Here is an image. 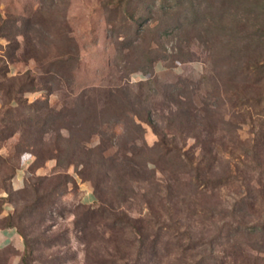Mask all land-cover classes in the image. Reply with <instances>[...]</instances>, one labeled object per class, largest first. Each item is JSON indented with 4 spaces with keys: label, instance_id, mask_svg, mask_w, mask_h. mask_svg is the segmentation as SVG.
I'll return each instance as SVG.
<instances>
[{
    "label": "rangeland",
    "instance_id": "obj_1",
    "mask_svg": "<svg viewBox=\"0 0 264 264\" xmlns=\"http://www.w3.org/2000/svg\"><path fill=\"white\" fill-rule=\"evenodd\" d=\"M179 1L0 0V264H264V0Z\"/></svg>",
    "mask_w": 264,
    "mask_h": 264
},
{
    "label": "trees",
    "instance_id": "obj_2",
    "mask_svg": "<svg viewBox=\"0 0 264 264\" xmlns=\"http://www.w3.org/2000/svg\"><path fill=\"white\" fill-rule=\"evenodd\" d=\"M166 1H171V0H166ZM175 2V4L174 5H183L184 6V2L182 1H179V0H174ZM198 2H196L195 0H193L192 2H191V5L193 6V8L194 9H196L195 8V6H196V4H197ZM165 9L166 8H168V9H170V8H174L172 5H164L163 6ZM128 9V8H127ZM129 11L127 10L126 12H125V15H127L126 16V19H127V21H135L136 23H138V24H140L141 25V23H142V19H136V20H134V15L133 16H130L129 15ZM195 14V16H196V19H199L200 18V15L199 14H197V13H194ZM195 19V20H196ZM193 23H196V21H193ZM139 32H138V36L139 37H141V35H142V33L140 32V30H138ZM253 66H255L256 67V64L255 65H253ZM246 69H248V67L246 68ZM0 75H1V73H0ZM4 76H6V75H4ZM23 88H24V85L23 86H21L19 89L20 90H23ZM14 89H15V87H12V89L10 88L9 90H12V91H14ZM94 197H96V195L94 194ZM7 226H11V227H15L14 225H12V223L10 222L9 223V225H7ZM264 225L262 224L261 225V227H263ZM16 228V227H15ZM256 229H259V225H253V226H251L250 227V232L251 231H255ZM236 251H238L239 253L238 254H236L237 256L239 255V256H241V257H244L246 254H244L243 253V249L242 250H237L236 249ZM246 259H249L248 258V256L246 255V257H245ZM255 259H258L257 257H255ZM236 260H234V262H235ZM225 262H226V259H225V257L224 256H222L221 258H219V259H216V261H215V263L216 264H225ZM198 264H200V263H198ZM207 264H210L209 262H207ZM238 264H258V261H253V262H249V261H245V260H242V261H239L238 262Z\"/></svg>",
    "mask_w": 264,
    "mask_h": 264
},
{
    "label": "crops",
    "instance_id": "obj_3",
    "mask_svg": "<svg viewBox=\"0 0 264 264\" xmlns=\"http://www.w3.org/2000/svg\"><path fill=\"white\" fill-rule=\"evenodd\" d=\"M93 196H90L92 198ZM20 236L15 227L2 226L0 227V251L14 245Z\"/></svg>",
    "mask_w": 264,
    "mask_h": 264
}]
</instances>
